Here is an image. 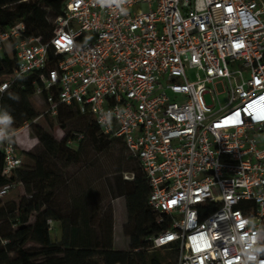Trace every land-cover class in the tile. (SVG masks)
<instances>
[{
  "label": "built area",
  "instance_id": "2783aa9c",
  "mask_svg": "<svg viewBox=\"0 0 264 264\" xmlns=\"http://www.w3.org/2000/svg\"><path fill=\"white\" fill-rule=\"evenodd\" d=\"M63 2L49 39L24 21L0 30V56L16 59L0 86L35 72L45 112L75 105L124 141L148 182V207L168 224L148 237L151 249H175L177 264L264 260L256 251L264 249V0H205L203 11L197 0H128L127 15L96 0ZM109 110L111 125L102 127ZM29 128L26 121L14 143L0 144L2 175L35 165L27 151L39 139ZM19 185L0 187L1 199Z\"/></svg>",
  "mask_w": 264,
  "mask_h": 264
},
{
  "label": "trees",
  "instance_id": "16d2710c",
  "mask_svg": "<svg viewBox=\"0 0 264 264\" xmlns=\"http://www.w3.org/2000/svg\"><path fill=\"white\" fill-rule=\"evenodd\" d=\"M55 0H0V30L6 26L24 21L30 34L42 35L49 39L53 32V18L62 11L54 6ZM63 2V0H61ZM64 3V2H63ZM16 59L8 52L0 56V74L9 73ZM3 94V110L14 117L12 130L22 127L27 121L32 134L37 136L39 144L36 150L27 151L34 159V166H23L10 175H2L3 154L0 151V187L8 183H21L25 195L17 200L3 201L0 197V264H177L169 257H162L159 248L151 250L148 237L165 230L167 223H158L147 204L149 185L141 169L139 160L129 154L120 137L104 134L95 122L81 113L75 105H60L56 117L47 112L44 116L53 125V118H61V128L65 136L61 139L35 123L42 111L35 103L36 86L39 82L35 72L22 75ZM9 93L19 95V99L9 97ZM76 114L77 131H67L64 120H73ZM83 134L78 148L72 149L67 143L70 138ZM119 146V161H132L134 166L119 165L116 171H131V187H124L126 197L127 221L123 225L129 237L128 249L114 248V212L112 205L104 206L101 199L90 189L80 190L72 198L68 212L57 209L55 205L59 175L52 168L49 157H60L79 162L86 147L102 153L113 152L112 144ZM40 145V146H39ZM39 146V147H38ZM43 148L36 154L35 151ZM128 163V161H126ZM16 212L14 218L9 214ZM33 221L30 222V218ZM59 220L62 227V239L52 238L49 220ZM30 242L39 244L38 248H28ZM175 250V249H174ZM176 251V250H175ZM14 252L15 257H11Z\"/></svg>",
  "mask_w": 264,
  "mask_h": 264
},
{
  "label": "rangeland",
  "instance_id": "374dc122",
  "mask_svg": "<svg viewBox=\"0 0 264 264\" xmlns=\"http://www.w3.org/2000/svg\"><path fill=\"white\" fill-rule=\"evenodd\" d=\"M53 4L56 8L60 9L63 2L61 0H55ZM205 97L209 103H213L209 95L206 94ZM221 102H224L223 98H221ZM35 103L42 111V115L35 119V123L42 126L44 130L51 132L54 136H57L59 133L58 129L61 128L63 120L61 118H53L52 125L51 122L43 115L47 108L43 99L35 95ZM79 117L80 114H76V117L73 120H64V123L67 125V127H65L67 131L73 132L78 130L75 120ZM29 131L30 137L33 138V130L29 128ZM113 145L114 144L111 146V150L113 151L112 153L109 151L107 153H102L87 146L86 150L89 152L88 154H83L79 162H73L60 157H49V162L52 168L59 175V185L56 190L54 201L57 209H62L64 213H67L74 195H76L80 190H87L89 192L90 189H92L96 193L95 198L101 199L104 206L109 204L112 205L114 216L116 212V218H114V222L116 223L114 229L116 247L114 248L128 249L130 246V240L123 230V224H125L127 219L126 197L123 195V186L130 188L132 184L128 181H131L134 175L131 171H116V168L119 165L126 164L134 166V163L128 160V158L125 159L128 163L123 160L119 161V154H116L119 152V146L116 144L114 147ZM71 148L77 149L78 143L71 146ZM34 150L36 149H33V151ZM42 150L43 148L40 147V149L35 151V153L39 154ZM126 176L128 177L127 179L125 178ZM23 195H25L24 187L19 189L18 193L16 191V194L7 200L14 199L16 196L18 200ZM33 219L34 218L31 217L30 222H32ZM49 226L52 238L55 241H60L63 236L60 221L50 219ZM26 246L28 248L40 247L39 244L35 242H30ZM159 254L162 257L171 258L176 263L178 262V253L174 249L167 247L159 248ZM10 255L11 257H15L16 254L12 252Z\"/></svg>",
  "mask_w": 264,
  "mask_h": 264
},
{
  "label": "clouds",
  "instance_id": "9594fccd",
  "mask_svg": "<svg viewBox=\"0 0 264 264\" xmlns=\"http://www.w3.org/2000/svg\"><path fill=\"white\" fill-rule=\"evenodd\" d=\"M96 3L101 7V8H112L114 5L116 8L119 9L121 14L127 15L128 9L124 7L126 3H128V0H96ZM207 3H211V0H207ZM206 8V3L205 0H197V10L203 11ZM55 43V42H54ZM18 79H23V77H17ZM53 79H55V73H53ZM8 85L5 84L3 86H0V92H4L7 89ZM9 97L13 99H19V95L15 93H9ZM109 115L107 117V121L105 122L101 118H99V123L101 126L111 125L112 121V116L113 113L111 110L107 112ZM258 119H264V115L258 116ZM14 124V117L7 112H5L3 115H0V144L4 143H14L13 140V130H12V125ZM39 141L37 140L36 143ZM33 147H35V144H33ZM126 179L128 178L127 176L125 177ZM233 215L239 216V213H235ZM246 225V220H239L237 224L238 229H242ZM247 234H243L242 238L246 237ZM172 237L169 236L166 239H159L156 241L157 245L163 244L166 242V240H171ZM253 242L255 241V236L251 238ZM200 240L204 243V246H207V240L204 236L200 237ZM250 247V245H249ZM264 249H257L256 251H261ZM248 260L249 261H254L257 262V264H264V260L257 261V256L256 255H248ZM225 264H233L232 261H226Z\"/></svg>",
  "mask_w": 264,
  "mask_h": 264
},
{
  "label": "crops",
  "instance_id": "0c3cea01",
  "mask_svg": "<svg viewBox=\"0 0 264 264\" xmlns=\"http://www.w3.org/2000/svg\"><path fill=\"white\" fill-rule=\"evenodd\" d=\"M114 208H115V204H114ZM127 217H128V215H127ZM114 218H116V212H115V216H114ZM126 221H127V219H126ZM126 223V222H125ZM115 225H116V223L114 222V229H115ZM124 225V224H123ZM114 247H116V239L114 238Z\"/></svg>",
  "mask_w": 264,
  "mask_h": 264
}]
</instances>
